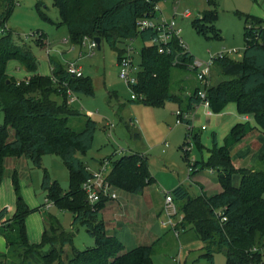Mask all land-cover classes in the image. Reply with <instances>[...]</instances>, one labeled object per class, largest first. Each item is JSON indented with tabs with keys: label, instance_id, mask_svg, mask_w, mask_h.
Segmentation results:
<instances>
[{
	"label": "trees",
	"instance_id": "trees-1",
	"mask_svg": "<svg viewBox=\"0 0 264 264\" xmlns=\"http://www.w3.org/2000/svg\"><path fill=\"white\" fill-rule=\"evenodd\" d=\"M162 1L53 0L59 13L58 22H53L41 9L43 3H38L37 9L41 18L56 26H66L73 44L82 45L85 37H99L101 45L107 43L116 48L120 41L142 40L144 46L140 51L137 83L130 85L137 99L148 106H161L172 101L182 110L190 111L200 103L197 96L199 87L184 98L173 93L172 69L192 72L188 63L194 56L185 51L177 36H173L167 46L147 45L158 31L154 28L140 29L138 25L142 19L156 18L158 4ZM15 5L16 0H0V109L4 116L0 125V185L9 157L25 156L35 167L42 168L44 155L59 156L69 169L68 190L64 191L44 168L41 186L47 201L60 210L72 212L73 229L66 231L54 215H45L46 229L41 241L30 242L26 219L38 208H31L19 195L15 172L16 210L11 216L8 207L0 210V233L7 246V251L0 253V264H154L155 245H139L126 250L116 236L108 233L99 217L108 200L103 198L91 205L83 190V183L93 173L78 154L86 155L92 148L97 122L88 118L81 131L68 126L70 117L81 115L79 110L71 108L68 91L75 96L77 93L94 96L92 79L84 75L72 76L67 68L55 62L51 75L37 74V62L32 52L15 46L12 33L5 31ZM216 19V12L206 11L193 21V25L200 32L218 36L213 24ZM245 21L243 56L241 60L229 56L216 58L214 66L225 79L209 87L207 97L213 113H220L233 103L239 114L251 116L261 128L264 141V19L246 15ZM162 47L163 52L160 51ZM126 51H119L118 61ZM12 60L19 61L27 72L32 73L27 81L17 82L9 77L7 66ZM53 95L62 97L63 103L56 102ZM249 130L245 124H235L230 131V139L223 145L218 143L217 135L213 133L207 161L190 163L192 174L203 169L216 171L222 186L220 192L209 194L202 189L200 195L192 196L189 188L182 184L171 191L175 204L181 206L182 225L191 226L182 227L183 231L190 228L195 232V239L203 244L202 257L208 264H215L217 253L225 254L227 264L264 262L260 250L264 248V142L260 149L263 167L258 170L236 169L231 156V147L241 142ZM188 135L193 137L200 151L205 148L195 128ZM110 162L107 179L115 190L140 194L147 185L155 182L149 159L144 154L134 152ZM222 217L226 220L221 221ZM79 225L84 226L94 238V246L83 250L74 246V229ZM69 246L68 251L66 248Z\"/></svg>",
	"mask_w": 264,
	"mask_h": 264
},
{
	"label": "rangeland",
	"instance_id": "rangeland-1",
	"mask_svg": "<svg viewBox=\"0 0 264 264\" xmlns=\"http://www.w3.org/2000/svg\"><path fill=\"white\" fill-rule=\"evenodd\" d=\"M38 3H43L41 9L53 22L60 20L53 0H16L5 31L12 33L15 46L27 48L32 52L37 62V74L50 75V68L53 69L55 66L54 62L64 68L70 62H77L83 69L84 77L92 79L94 96L77 93L76 99L71 103V108L79 110L81 115L69 118L70 128L76 131L83 130L88 118L97 122L92 148L86 155L78 154V157L90 163L91 168L95 170L96 164L92 162L94 160L110 158L115 161L134 152L147 156L155 182L147 185L143 193H130L128 199L124 200L129 210L136 214L134 218L138 224L128 229L129 234L139 235L135 236L136 239L138 237L139 243L137 244H147L155 240L143 239L144 236L150 234L151 227L158 225L161 228L162 237L160 236L154 244L155 252L152 257L154 264H176L174 260L181 263L208 264V261L202 257L204 253L202 242L195 239V232L190 228L185 231L182 229V227L191 226L182 225L181 206L176 204L178 213L175 216L170 217L167 213L166 194L180 184L188 187L192 196L202 193L201 186L209 194L222 190L218 173L211 169L191 173L193 178H190L188 176L190 163L206 162L209 156L208 149L212 148L213 144V133H217L218 143L223 145L230 139V131L237 123L247 125L250 130L241 142L231 147L234 167L252 170L263 167L260 161V149L264 142L261 128L251 116L232 113L229 104L227 106L230 108L226 106V109L224 108L220 113H214L212 117L205 115L200 108L194 119L195 131L200 134L201 142L205 146L200 151L196 141L188 135V125L176 123V110L179 104L167 101L161 106L145 105L139 99H132L133 90L121 79L118 65L119 51L128 50L129 46L132 47L133 72L131 76H134L139 70L140 51L144 46L142 40L136 39L129 43L120 41L116 48L102 43L100 49L96 47L92 54L88 48V42L85 45L71 42L66 26H56L41 18L37 9ZM158 7L157 16L153 20L157 21L162 18L170 21L174 19L175 29H180L178 37L185 51L203 61L209 60L221 51L230 49H237L238 52L230 54L229 57L241 60L245 48V16L252 15L264 19V0H163ZM185 10H189L192 15L185 17L183 15ZM206 11L217 13V19L213 24L218 36L210 32H200L193 25V21ZM7 71L9 77L17 82L27 81L32 74L27 72L17 60L8 63ZM224 79L220 70L214 66L213 85H217ZM197 85L200 83L194 73L186 69H172L171 91L173 93L184 98ZM52 98L60 104L63 103V98L58 95H53ZM3 122L4 116L0 109V125ZM221 124L223 127H220ZM203 125L207 127V130L201 129ZM41 163L42 168H38L25 156L9 157L5 162V172L0 185V205L9 201L15 202L17 193L13 175L16 172L19 195L30 207L43 206L40 211L33 212L26 219L31 240L34 239L33 222L38 221L42 224L41 219L49 214L54 215L66 231L72 230V212L60 210L55 204L47 201L46 192L41 186L44 168L52 179L58 181L64 191L68 190L69 169L57 155H44ZM110 169L111 166L108 172ZM238 183L236 181L237 185ZM116 192L118 197H123L126 193L122 190ZM49 203L50 206L46 207ZM172 220L176 222L175 227H179L178 236L171 227ZM74 231L76 248L83 250L94 246V238L88 234L84 226L79 225ZM148 236L152 237V234ZM130 246L132 245L126 243L127 250L131 248ZM66 249L69 251L70 246ZM260 250L264 260V248ZM0 251H5L3 238H0ZM214 263L227 264L225 254H215Z\"/></svg>",
	"mask_w": 264,
	"mask_h": 264
},
{
	"label": "built area",
	"instance_id": "built-area-1",
	"mask_svg": "<svg viewBox=\"0 0 264 264\" xmlns=\"http://www.w3.org/2000/svg\"><path fill=\"white\" fill-rule=\"evenodd\" d=\"M158 9L159 7H157V11ZM174 13L176 14V9ZM183 15L185 17H190L192 14L189 10H185ZM158 20L159 21H154L152 19H142L138 22V25L140 29L154 28L158 31V35L149 42H147V45L164 44L167 46V43L171 40L173 36L178 37V34L180 33V29H175L174 19L168 21L166 19L160 18ZM248 28H251V25L248 24ZM179 41L181 45H183L180 38ZM86 42H88V48L92 51L93 54L94 49L98 47L97 42L93 38L85 37L82 45H85ZM131 51H132V47L129 46L125 55L118 61V65L120 67V77L129 85L137 83L136 75L131 76V73L133 72ZM160 51L163 52L164 48L163 47L160 48ZM237 52H238L237 49H230L227 51L224 50L218 53L217 55H213L209 60L203 61L194 58L190 63H188V69L194 73L196 79L200 83L199 89L197 91V96L200 98V103L194 105L193 110L190 112L184 111L181 108L177 109L176 110L177 124L186 123L189 127V132L191 133V131H193V129L195 128L194 119L197 115V111L200 108H203L205 115L207 116L213 115V111L211 109L210 102L207 97V90L209 89V87L213 85L212 73H213L215 60L218 57L229 56L230 54ZM177 61L178 59L175 60V63H177ZM66 68H67V72L72 76L75 77L83 76L82 67L77 62L68 63ZM68 94H69L68 102L69 104H71L76 99V96L71 91H68ZM132 99H137L135 94L132 95ZM201 129L206 130L207 127L203 125L201 126ZM190 136L191 135H189V137ZM110 161L111 160L109 158H104L99 164L98 169L96 171H92L93 176L83 183L82 186L83 190L85 191L88 202L91 205H95L99 203L103 198L107 200L118 199V194L116 190L113 188V186L110 184V182L107 179L108 168L111 166ZM192 172H193V168L190 166L189 175H188L189 177L191 176ZM49 206L50 203L47 207ZM165 209L167 213L170 215V217L175 216L178 213L171 192H167L166 194ZM225 220H226L225 217L221 218V221H225ZM170 223L176 236H178L179 231L175 227L176 222L172 220ZM0 236H2L1 233ZM175 263L179 264V261L175 260Z\"/></svg>",
	"mask_w": 264,
	"mask_h": 264
},
{
	"label": "crops",
	"instance_id": "crops-1",
	"mask_svg": "<svg viewBox=\"0 0 264 264\" xmlns=\"http://www.w3.org/2000/svg\"><path fill=\"white\" fill-rule=\"evenodd\" d=\"M159 21V20H157ZM68 31V30H67ZM51 67V66H50ZM51 69V73H52V67L50 68ZM83 70V69H82ZM221 72V71H220ZM44 75V74H43ZM51 75V74H50ZM30 76V75H29ZM26 77V76H25ZM196 87H199V85H197ZM195 87V88H196ZM230 106V107H228ZM227 107L230 108V111L233 113V112H237V109H236V106L235 104H229ZM226 107V108H227ZM180 107H178L179 109ZM225 108V109H226ZM182 109V108H181ZM193 110V109H192ZM191 110V111H192ZM203 110V108L201 109ZM204 112V110H203ZM205 114V113H204ZM214 115V113H213ZM212 115V116H213ZM212 116H209V117H212ZM230 117H233V116H230ZM224 125H225V122H224ZM220 127H223V124L220 125ZM207 130V129H206ZM221 130V128H220ZM217 134V133H216ZM10 135L11 137H13V131L10 130ZM104 158L102 159H98V160H94L92 162H94L96 164V168L95 170H93L90 166V163H87L88 165V168L90 171H96L99 167V164L101 163V161L103 160ZM214 171V170H213ZM190 178H193L192 174L190 176ZM181 185V184H180ZM183 185V184H182ZM179 186V185H178ZM177 187V186H176ZM175 187V188H176ZM201 189H203V191L207 192L203 186H201ZM117 191V190H116ZM218 191V190H217ZM221 191V190H220ZM218 191V192H220ZM128 194L130 193H125V195L123 197H118V199H115V200H108L104 206V208L99 212V217L104 221L105 225H106V229L108 231V233L110 235H113V236H116L125 246V249H126V243L129 244V245H132L130 246L131 248L129 249H132V248H135L139 245H153L155 244V242H157V240L160 238L161 236V228L158 227V225H156L155 227H151V230H149V233L152 234V237H149L148 235L144 236L143 239H145L147 241V239H155L153 240L152 243H144L142 244H137L139 243L138 242V237L136 239L135 236H139V235H136V234H129V228L131 226H135V225H138L136 223V219L134 217H136V214H133V212L131 210H129V208L127 207V204L124 202V200L128 199ZM49 204H47L48 206ZM46 206V207H47ZM4 207H8L9 210H10V216L12 215V213L15 212L16 210V200L15 202H5V204H1L0 205V210ZM43 206L41 207H37L38 210L37 211H40V208H42ZM31 208H35V207H31ZM44 211V210H43ZM45 217V216H44ZM44 217L41 219L42 220V224H39L38 221L36 222H33V226L32 227V235L34 237L33 240L30 239L31 237V234H30V230H29V227H27V232H28V238L30 240V242L32 243H39L42 239V235H43V232L45 231L46 229V224H45V221H44ZM28 221V220H27ZM72 225V223H71ZM133 228H136V227H133ZM71 229H73V227H71ZM153 229V231H152ZM128 231V232H127ZM162 237V236H161ZM0 238H3L4 240V243H5V251L2 252L0 251V253H5L7 251V246H6V240L4 239L3 236H0ZM151 241V240H150ZM202 247H203V244H202ZM128 249V250H129ZM127 250V249H126ZM174 260V259H173ZM175 262V260H174Z\"/></svg>",
	"mask_w": 264,
	"mask_h": 264
},
{
	"label": "water",
	"instance_id": "water-1",
	"mask_svg": "<svg viewBox=\"0 0 264 264\" xmlns=\"http://www.w3.org/2000/svg\"><path fill=\"white\" fill-rule=\"evenodd\" d=\"M94 40L97 42L98 48L100 49V47H101V38L96 37V38H94ZM262 264H264V262Z\"/></svg>",
	"mask_w": 264,
	"mask_h": 264
}]
</instances>
